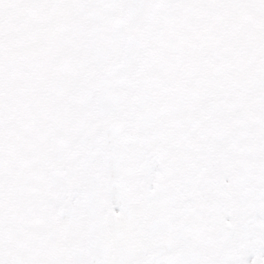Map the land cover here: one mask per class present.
<instances>
[{"label":"snow or ice","instance_id":"obj_1","mask_svg":"<svg viewBox=\"0 0 264 264\" xmlns=\"http://www.w3.org/2000/svg\"><path fill=\"white\" fill-rule=\"evenodd\" d=\"M0 264H264V0H0Z\"/></svg>","mask_w":264,"mask_h":264}]
</instances>
